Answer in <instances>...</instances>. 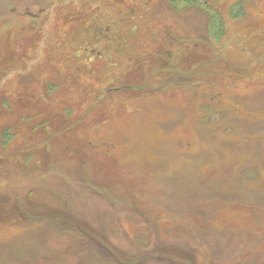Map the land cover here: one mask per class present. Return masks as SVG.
<instances>
[{
    "label": "rangeland",
    "instance_id": "374dc122",
    "mask_svg": "<svg viewBox=\"0 0 264 264\" xmlns=\"http://www.w3.org/2000/svg\"><path fill=\"white\" fill-rule=\"evenodd\" d=\"M85 2L0 0V264H264V0Z\"/></svg>",
    "mask_w": 264,
    "mask_h": 264
},
{
    "label": "flooded vegetation",
    "instance_id": "af4514ba",
    "mask_svg": "<svg viewBox=\"0 0 264 264\" xmlns=\"http://www.w3.org/2000/svg\"><path fill=\"white\" fill-rule=\"evenodd\" d=\"M173 1L176 0H172V2ZM167 3L170 5L171 0H167ZM121 5L122 0H86L84 9L76 13H79L78 15L83 13L85 17L84 19L81 18L84 21V26L82 24L83 27L80 26L78 22H75L76 26L79 25L77 30L79 29V32H82L86 29L91 33L87 36V42L84 41L83 43L86 45L87 50L91 52L96 51L97 54L98 52L101 54L103 51L105 54L113 53L118 55L122 52V49L126 47L128 40H125L126 36L124 33H129L128 36H131L133 32L137 30V22L135 21L137 10H125L126 16H129L126 22L131 21L132 23L135 22V24L131 29L125 27L124 30V25L126 23H123V14L121 13L122 11H120L122 9ZM14 9L15 8H12L13 11ZM83 10L84 12H82ZM44 11L43 8L34 11L26 7L23 9L22 14H27V16L34 17L36 20ZM90 47L92 48L91 50ZM109 59L112 60L111 55Z\"/></svg>",
    "mask_w": 264,
    "mask_h": 264
},
{
    "label": "trees",
    "instance_id": "16d2710c",
    "mask_svg": "<svg viewBox=\"0 0 264 264\" xmlns=\"http://www.w3.org/2000/svg\"><path fill=\"white\" fill-rule=\"evenodd\" d=\"M184 1H186L187 3H189V1H191V0H184ZM196 1V0H195Z\"/></svg>",
    "mask_w": 264,
    "mask_h": 264
}]
</instances>
